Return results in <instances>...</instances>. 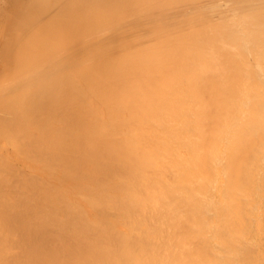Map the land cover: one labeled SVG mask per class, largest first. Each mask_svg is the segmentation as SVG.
<instances>
[{
  "label": "bare ground",
  "instance_id": "1",
  "mask_svg": "<svg viewBox=\"0 0 264 264\" xmlns=\"http://www.w3.org/2000/svg\"><path fill=\"white\" fill-rule=\"evenodd\" d=\"M0 12V264H264V0Z\"/></svg>",
  "mask_w": 264,
  "mask_h": 264
},
{
  "label": "rangeland",
  "instance_id": "2",
  "mask_svg": "<svg viewBox=\"0 0 264 264\" xmlns=\"http://www.w3.org/2000/svg\"><path fill=\"white\" fill-rule=\"evenodd\" d=\"M12 10H13V9H12ZM9 12L11 13V9L9 10ZM9 12H7V13H9ZM7 13H5V14H7ZM0 14H1V15H0V19H1V17H2L4 14L1 13V12H0ZM0 50H1V49H0ZM0 59H2V57H0ZM0 63H1V60H0ZM2 63H3V62H2ZM0 66H2V65L0 64Z\"/></svg>",
  "mask_w": 264,
  "mask_h": 264
}]
</instances>
